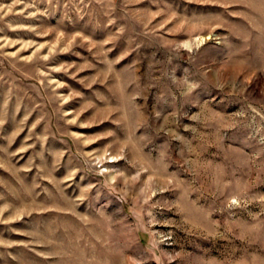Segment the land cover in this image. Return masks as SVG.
I'll use <instances>...</instances> for the list:
<instances>
[{
  "label": "rangeland",
  "instance_id": "374dc122",
  "mask_svg": "<svg viewBox=\"0 0 264 264\" xmlns=\"http://www.w3.org/2000/svg\"><path fill=\"white\" fill-rule=\"evenodd\" d=\"M0 264H264V0H0Z\"/></svg>",
  "mask_w": 264,
  "mask_h": 264
}]
</instances>
